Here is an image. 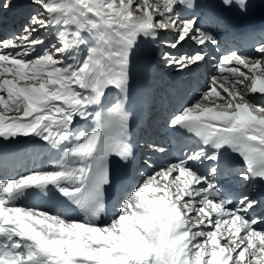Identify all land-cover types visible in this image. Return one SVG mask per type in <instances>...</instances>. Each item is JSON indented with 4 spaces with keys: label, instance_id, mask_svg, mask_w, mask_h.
Instances as JSON below:
<instances>
[{
    "label": "snow or ice",
    "instance_id": "snow-or-ice-1",
    "mask_svg": "<svg viewBox=\"0 0 264 264\" xmlns=\"http://www.w3.org/2000/svg\"><path fill=\"white\" fill-rule=\"evenodd\" d=\"M30 3L36 7L21 30L0 40V140L36 137L62 153L51 170L0 176V264H264V218L251 215L261 202L227 197L214 179L227 151L242 163L241 180L264 182V43L256 56L221 57L199 98L171 117V127L197 138L198 150L141 173L144 179L102 222L109 157L127 162L133 152L123 102L97 108L109 90L127 96L133 49L141 38L158 41L172 32L170 49L189 42L199 49L163 53L182 70L204 62L203 47L216 40L182 14L194 0ZM10 7L11 0H0V9ZM51 29L46 43L42 34ZM89 119L91 128L76 126ZM204 161L211 163L201 172L194 165ZM50 188L82 219L20 203Z\"/></svg>",
    "mask_w": 264,
    "mask_h": 264
},
{
    "label": "bare ground",
    "instance_id": "bare-ground-1",
    "mask_svg": "<svg viewBox=\"0 0 264 264\" xmlns=\"http://www.w3.org/2000/svg\"><path fill=\"white\" fill-rule=\"evenodd\" d=\"M19 5V4H18ZM16 8H17V6H15V10H16ZM19 9H21V4H20V7H19ZM18 9V10H19ZM18 10H16V11H18ZM8 12V11H7ZM53 31H55L54 29H51V30H49V31H47V32H44V33H46L47 35H51V33H53L54 34V32ZM166 35L164 34V37H165ZM174 38V37H173ZM142 39L143 38H141L140 40H139V42H138V44H137V46L133 49V51H132V53L133 52H137V51H142L143 49H144V45H143V41H142ZM228 44H229V42L227 41V40H222L221 41V44H220V46L217 48L218 49V51H222V50H228L229 48H228ZM185 48V52L184 53H190V52H194V51H196V50H194L192 47L190 48L189 46H185L184 47ZM180 49H182V48H179V50H178V52L177 53H180ZM204 49V48H203ZM158 52L159 53H161V51H160V49H158ZM131 53V54H132ZM205 53H209V54H211L210 53V50H206L205 51ZM241 55H245V54H241ZM256 55H258V54H254L253 56H256ZM131 56V55H130ZM245 56H247V55H245ZM169 66H167V68H168ZM192 69H195L196 68V66L194 65H192V67H191ZM242 70H244V69H242ZM246 71V70H245ZM131 72H134V69L132 70V68H129V74L131 73ZM218 74V73H217ZM205 87L206 86H204V88H202L201 90H200V93L201 92H203L204 90H205ZM114 92H116V90L114 91ZM111 93L110 95L107 93V95H106V97L105 98H107L105 101H109L108 103H107V106L105 107V109L103 110V111H107L110 107H112L114 104H116L117 102H119V101H122L123 102V106H125V107H129L130 105H131V101L128 99V97L126 96V97H122L118 92L117 93ZM199 93V94H200ZM197 96V95H196ZM195 96V97H196ZM111 101V102H110ZM191 102H194V100L192 99L191 100ZM190 102V103H191ZM189 104V103H188ZM188 104H186L185 106H187ZM161 105H163V102L161 103ZM168 105V104H167ZM152 117H154V114H152L151 115ZM87 123H92V120H88L87 122H85V121H80V120H78V122H77V127H79V128H83V127H87ZM0 141H2V140H0ZM15 145H17L16 143H15ZM48 147H50L51 145H47ZM195 150H197V148H195ZM50 153H48V155H49ZM47 156V155H46ZM176 156H177V154H175L174 155V157L173 158H171V160L172 161H175V162H177L178 160H180V158L178 159V158H176ZM49 158V156H47V159ZM51 158H53V157H50L49 158V160H48V167H47V170H51V165L54 163V160H52ZM35 163V160H33V164ZM165 164H168L169 163V161H166V162H164ZM10 164H13V163H7V165H4V163H0V175H2L1 173H2V171L3 170H6V171H8V170H10L8 167H10L9 165ZM21 164V163H20ZM210 164V163H209ZM208 164V165H209ZM110 169V168H109ZM31 170H33V167L31 166ZM31 170H29V171H31ZM34 170H36V169H34ZM199 171H201V172H204V170H201V169H198ZM110 171V170H109ZM27 173V172H26ZM3 176H6L5 174L3 175ZM244 194H247V195H249L251 198H254V199H256L255 198V196L253 195V194H251L250 193V191H249V189L247 188V189H245V191H244ZM46 195V194H45ZM68 202V204H67V209L68 210H72V203H70L65 197H63V196H61V194L59 193L58 194V196H57V198L56 199H54L52 202H53V204H54V210L55 211H61L62 209H63V204H64V202ZM32 202H36V196L35 197H32L31 199H29L28 201H26L24 204L25 205H28V204H31ZM68 206H69V208H68ZM74 208V207H73ZM73 211H75V212H78L79 211V209L77 208V209H73ZM262 211H264V208L263 207H261V211L260 212H262ZM252 216H255V214L253 213V214H251Z\"/></svg>",
    "mask_w": 264,
    "mask_h": 264
},
{
    "label": "rangeland",
    "instance_id": "rangeland-1",
    "mask_svg": "<svg viewBox=\"0 0 264 264\" xmlns=\"http://www.w3.org/2000/svg\"><path fill=\"white\" fill-rule=\"evenodd\" d=\"M12 1H14V0H11V2H12ZM7 11H8V12H7ZM0 13H3V14L5 15V17L8 18L9 15L11 14V7H10L8 10H6V11H4V10L1 9V10H0ZM5 17H4V19H5ZM3 21H5V20H3ZM20 30H21V29H18V28H17L16 31H14L13 33H18ZM13 33H12V34H13ZM12 34H11V35H12ZM172 37H173V36H172ZM42 38L45 39L46 43H48V42L52 41V40H51V39H52V33H51V35H47L46 33H43V34H42ZM173 39H174V38H173ZM180 48H181V47H180ZM159 49H160V48H159ZM178 50H179V49H178ZM178 50H176V51L174 52L173 55L178 54V53H177ZM180 50H181L180 53H184V52H185V48H182V49H180ZM160 51H162V50L160 49ZM190 53H192V52H190ZM166 65L169 66L167 63H166ZM169 67H170V66H169ZM169 67H168V68H169ZM198 98H199V94H197V96L194 97L193 100L195 101V100H197ZM41 160H42V159H41ZM41 160H40V164H41V163H45V161H46V159H44V160H42V161H41ZM37 162H38V161H37ZM38 165H39V164H38ZM13 172H14V171H13Z\"/></svg>",
    "mask_w": 264,
    "mask_h": 264
}]
</instances>
